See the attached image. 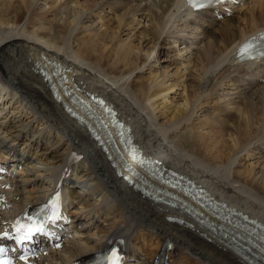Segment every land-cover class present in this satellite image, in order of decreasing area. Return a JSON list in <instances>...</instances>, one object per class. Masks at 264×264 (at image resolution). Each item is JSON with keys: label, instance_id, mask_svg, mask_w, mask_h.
<instances>
[{"label": "bare ground", "instance_id": "6f19581e", "mask_svg": "<svg viewBox=\"0 0 264 264\" xmlns=\"http://www.w3.org/2000/svg\"><path fill=\"white\" fill-rule=\"evenodd\" d=\"M39 1L0 0V98L16 105L22 113L29 109L31 121H40L46 132L25 127L24 121L0 120L3 135L0 145L14 152V165L20 174V179L11 181L15 186L11 196L15 207L41 199L51 188L49 176L55 178L59 174V167L64 166L68 156L72 152L83 155L70 168V177L74 171L81 172L75 175L78 183L66 185L71 189L67 211L71 228L75 229L74 243L52 256V261H45L86 260L94 251L121 236L126 240L130 256L137 259L135 264H152V258L160 254L167 239L171 243L168 253L173 264H249L206 230L168 222L165 205L153 203L127 186L89 133L54 101L47 84L34 71L39 61L45 59L71 67L88 90L104 96L117 107L120 117L133 127V143L140 145L145 154L192 175L217 193L218 198L264 220V171L259 170L260 176H256L253 168L244 171L233 168L239 153L250 149L264 153V83L246 90L238 74L247 71L254 62L235 65L231 53L242 38L264 27V0L247 2L243 4L245 11L221 21L196 13L198 21L205 17L206 26H215L216 30L208 33L201 28L206 42L194 52L189 49L192 40L187 44L184 36L176 34L180 28L173 35L169 32L174 22L185 20L183 14L187 17L184 27L195 24L189 21L194 13L181 14V0H150L147 4L125 0L123 3L119 0H48L51 5L44 13L40 12ZM88 11L92 13L86 14ZM46 16H51L48 26L43 22ZM95 17L100 20L96 21ZM78 25L81 30L75 32ZM180 44L185 45L164 60L169 57L176 64L174 73L179 82L191 90V106L188 111L175 108V121L164 126L157 123L153 108L163 107L155 101L167 91V87H160L163 81L142 77L137 72L135 79L150 83L144 85L132 80L127 85L124 83L129 74L144 66L151 54L164 55ZM156 46L160 49L156 50ZM42 55L46 57L41 59ZM164 69L166 79L164 74L169 66ZM213 94L218 100L212 97L210 100ZM208 101L214 104L213 109L225 128L221 129L218 140L187 141V146L201 150L205 158L191 156L186 149L183 154L182 147L173 138L171 143L166 141L168 128H177L182 122L185 128L195 108ZM44 135L48 137L49 148H39ZM21 141L27 152L12 145ZM62 148V154L54 153ZM50 150H54L49 155L51 163H40V154ZM20 186L23 189L19 191Z\"/></svg>", "mask_w": 264, "mask_h": 264}, {"label": "rangeland", "instance_id": "374dc122", "mask_svg": "<svg viewBox=\"0 0 264 264\" xmlns=\"http://www.w3.org/2000/svg\"><path fill=\"white\" fill-rule=\"evenodd\" d=\"M119 1L121 3H123L124 0H119ZM125 1L131 2L132 4L133 3H140L142 1L141 2L142 4H147L150 0H125ZM38 4L42 6V10L40 11L41 13H44V10L48 9L51 5V3H49L48 0H40L38 2ZM108 12L111 15V11H108ZM91 13L92 12H90V11L86 12V14H89V15ZM183 15L184 16H182V19H185V20H180L176 23L174 22V24H172L173 26L172 25L170 26L173 28H171V30L169 32H170V34H172V33L174 34L176 32V30L178 28H180L181 30L179 29L176 34L180 35L178 37L190 36L188 39H189V41L192 40V45L189 47V49L192 50V52H194L195 48H197L198 46L202 47L203 44L206 42L205 38H203V34H197L199 29L202 31V29L205 28V30L208 31V33H212L216 30V28H215V26L209 27L206 25L205 26H201V25L197 26L196 28H198V27H200V28H198V29L195 28V30L192 28L193 26L186 28V27H184L185 26L184 24H185V21L187 20V17H185V14H183ZM237 15H239V14L237 13ZM91 17H90V20H93V18H91ZM50 18H51V16H46V19L43 20L45 26H48V24H49L48 22H49ZM95 20L99 21L100 19L95 17ZM195 24H196V22H195ZM78 28H79V25H78ZM80 28L78 30H76L75 32L81 30ZM182 28H184V29L182 30ZM194 37L199 39V41L196 42L195 44L193 41ZM136 40L137 39H135L133 41L135 43H137ZM73 41H75V40H73ZM170 45H173V43H170ZM184 45L185 44H180L179 48L173 47L172 52L171 51L166 52V54H164V55L162 53L157 54L158 55L157 57H155L156 56L155 53L151 54L150 57L146 60L144 66L140 67L139 69L135 70L133 73L129 74L126 77V78H128L127 82L124 83L125 85H127V83L129 81L131 82V80L134 82H137V83H143L144 85H147L150 83L148 80H142V79L137 80V79H135L134 76H136L137 72L142 77L149 76L148 79L158 78L157 81H159V80L163 81V84H161L160 87L161 88L167 87V91L165 93H163L164 97L160 96L155 100L156 102H160L161 104H163V107L160 109H157L155 107H153V108H154V116L157 117V123L164 125V126H169L171 124V122L175 121V119L177 117V114H174L175 108H180V111H182V110L188 111L190 109V106H191V97L189 96V92L191 90H190V88H185V86L179 82L180 78H178L176 76V74L174 73L176 64L173 63L172 59H169L171 54H175V52L177 50H181L180 47H183ZM155 49L157 50L160 48L158 46H156ZM183 55H185V54H183ZM165 56H169L167 60H164L165 58H167ZM149 66H152V69H150ZM165 66H169L168 71L165 72V74H164L167 77L166 79L163 78V70H165L164 69ZM126 78L123 80H126ZM120 82H122V81H120ZM189 83H190L189 80H187L185 82V84H187V85ZM237 84H239V83H237ZM240 84H243V83H240ZM116 86L118 88V85H116ZM127 89L129 90L130 88L127 87ZM217 89H219V88H217ZM248 89H249V87H248ZM253 89L254 88H252L251 90H253ZM213 92H215V91H213ZM224 92H226V91H223V93ZM219 93H221V92H219ZM214 95L215 94L210 96V100H211V97L218 100L217 98H215ZM163 100H166V103H163ZM4 102H5V100H1V98H0V120H3V121L12 120L14 122H17V121L23 122L24 121L23 125L25 127H28L30 129L31 128L38 129V131H40V132H46L43 129L45 127V125L42 126V123L40 121H31V119L29 117L30 116L29 109H27V108L24 109V112L22 113L20 111V109L16 108V105L11 104L9 101H7V103L6 102L4 103ZM213 106H214V104L210 101L202 103L201 105L197 106L195 108L194 113L191 115L190 121L186 122V124L184 125L185 128H182L184 122H182V124L180 126H178L177 128H171V129L168 128V131L166 133V136H168V137H167L166 141L171 143L170 138H173V142L176 144L177 143L180 144V146L182 147L181 149H182L183 154L186 153L185 151H187L188 153L190 152L189 154L191 156H194V157L198 156L200 158H205L203 156V153L201 150H192L190 148L192 146H187V141L190 143L192 140H194V141L195 140H199V141L201 140V141L209 142V140H211V139L218 140L220 138L219 133H220L221 129L225 128V127L223 125H221V122L219 121V116L216 114V111L213 109ZM159 107H160V105H159ZM146 111H148V110H145V112ZM6 114H8V115H6ZM161 115H163V116H161ZM165 128H167V127H165ZM156 129H158V127ZM52 135H53V133L50 134V140L53 139ZM22 141L20 142L21 144L19 145V147L21 149L24 148V146H25V145H23ZM12 143L14 144L15 142H12ZM49 145L50 144H48V137H47V135H44L39 148H41L43 146H47L49 148ZM27 146H30V144H28ZM171 146H173V148L175 147L174 149L178 148L174 144ZM260 146H262V145H260ZM24 149L26 150L27 147ZM183 149H186V150L184 151ZM32 150H33L32 152H34L35 148H32ZM53 151L54 150H52V151L50 150L48 153L40 154L42 156V159L39 162L40 163H51L49 161L50 160L49 155L51 153H53ZM177 151H178V149H177ZM257 151L258 150H256V149H250L249 151L239 153L237 156L236 162L233 165V168L235 170H241V171L247 170V168H253L252 173L253 172L257 173L259 170L264 171V156H263L264 153H261L260 151H259V153H257ZM62 152H63V148L60 151H56L54 153L55 154H59V153L62 154ZM247 152H249V153H247ZM256 176H260V172L257 173ZM63 254L64 253H62V255Z\"/></svg>", "mask_w": 264, "mask_h": 264}, {"label": "snow or ice", "instance_id": "6c2138e0", "mask_svg": "<svg viewBox=\"0 0 264 264\" xmlns=\"http://www.w3.org/2000/svg\"><path fill=\"white\" fill-rule=\"evenodd\" d=\"M189 3H192V0H189ZM193 6L195 7V6H200V5L193 4ZM52 207H53L52 215L48 216L47 219L55 221V219H57V213L55 211L57 205L53 204ZM29 220L31 221L30 224H24L18 220L17 224L14 225V229L16 232V236L14 238L16 239V242L18 244L24 240L31 239L33 233L44 231L43 223H37L31 217H29ZM8 235H9V233H7V232L0 233V236H3V237H7ZM4 252H5V249L0 247V254H3ZM21 259H25V257H21ZM0 264H11V262L8 260H5L3 258H0ZM110 264H120V257L116 253L115 250H113V252H112Z\"/></svg>", "mask_w": 264, "mask_h": 264}]
</instances>
